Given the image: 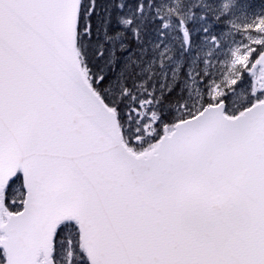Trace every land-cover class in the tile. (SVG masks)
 <instances>
[{"label": "snow or ice", "instance_id": "snow-or-ice-1", "mask_svg": "<svg viewBox=\"0 0 264 264\" xmlns=\"http://www.w3.org/2000/svg\"><path fill=\"white\" fill-rule=\"evenodd\" d=\"M0 264H264V0H0Z\"/></svg>", "mask_w": 264, "mask_h": 264}]
</instances>
